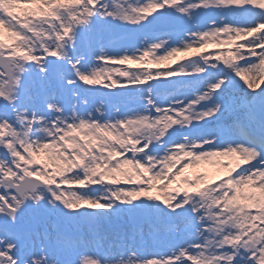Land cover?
I'll return each mask as SVG.
<instances>
[{"label": "snow or ice", "instance_id": "1", "mask_svg": "<svg viewBox=\"0 0 264 264\" xmlns=\"http://www.w3.org/2000/svg\"><path fill=\"white\" fill-rule=\"evenodd\" d=\"M0 264H264V0H0Z\"/></svg>", "mask_w": 264, "mask_h": 264}, {"label": "rangeland", "instance_id": "2", "mask_svg": "<svg viewBox=\"0 0 264 264\" xmlns=\"http://www.w3.org/2000/svg\"><path fill=\"white\" fill-rule=\"evenodd\" d=\"M202 23V22H200ZM215 46L214 45H209V48L207 49V51H215Z\"/></svg>", "mask_w": 264, "mask_h": 264}, {"label": "bare ground", "instance_id": "3", "mask_svg": "<svg viewBox=\"0 0 264 264\" xmlns=\"http://www.w3.org/2000/svg\"><path fill=\"white\" fill-rule=\"evenodd\" d=\"M204 19H205V17H201V18H199V21L198 22H204ZM182 55H187V54H182Z\"/></svg>", "mask_w": 264, "mask_h": 264}]
</instances>
